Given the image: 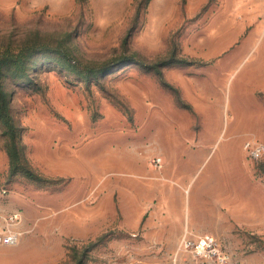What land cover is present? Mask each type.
Here are the masks:
<instances>
[{
    "label": "rangeland",
    "instance_id": "374dc122",
    "mask_svg": "<svg viewBox=\"0 0 264 264\" xmlns=\"http://www.w3.org/2000/svg\"><path fill=\"white\" fill-rule=\"evenodd\" d=\"M8 227L0 264H264V0H0Z\"/></svg>",
    "mask_w": 264,
    "mask_h": 264
},
{
    "label": "built area",
    "instance_id": "2783aa9c",
    "mask_svg": "<svg viewBox=\"0 0 264 264\" xmlns=\"http://www.w3.org/2000/svg\"><path fill=\"white\" fill-rule=\"evenodd\" d=\"M247 145H250V142H247ZM251 148V155L253 157H258L263 150V145L255 143ZM161 161V157H155L152 160V163L155 167H161ZM13 218L14 217H12V219ZM17 237L18 234L16 235V233L9 227L5 232L0 231V241L13 243L18 239ZM181 244H184L189 250H191V252L198 256L217 258L219 261L218 263H224L226 261V253L222 252L221 244L218 239L211 234L199 235L196 238H185Z\"/></svg>",
    "mask_w": 264,
    "mask_h": 264
},
{
    "label": "crops",
    "instance_id": "0c3cea01",
    "mask_svg": "<svg viewBox=\"0 0 264 264\" xmlns=\"http://www.w3.org/2000/svg\"><path fill=\"white\" fill-rule=\"evenodd\" d=\"M214 16H215V13L213 14V12H212V18H214ZM162 158V161H161V164H162V166L161 167H163L164 166V162H165V158L163 157V156H161ZM153 160V159H152ZM152 165L154 166V164L152 163ZM155 167V166H154ZM160 167V168H161ZM166 175H163L162 177H165ZM162 177H160V178H162ZM166 209H165V215H164V220H165V231H166V241L168 242V241H175V240H170L169 238H171L170 236V232L172 231H169V230H167V228L168 227H170L171 226V223L169 222V220H171L172 219V216H171V214H172V208L170 207V206H166L165 207ZM186 228H187V230L189 231H191V232H193V233H196V234H202V233H204L205 231H207V232H211V233H215V234H219V228L218 229H212V230H205V231H199V230H197V227H193V228H191V227H187L186 226ZM100 230V229H99ZM178 234H177V238L179 239H181V237L184 235L183 234V231L180 229L178 232H177ZM175 239V238H174Z\"/></svg>",
    "mask_w": 264,
    "mask_h": 264
}]
</instances>
